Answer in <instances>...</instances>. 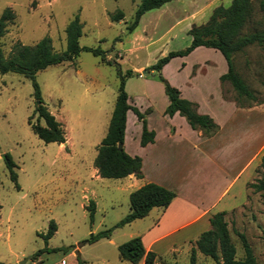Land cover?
Instances as JSON below:
<instances>
[{"label":"rangeland","instance_id":"374dc122","mask_svg":"<svg viewBox=\"0 0 264 264\" xmlns=\"http://www.w3.org/2000/svg\"><path fill=\"white\" fill-rule=\"evenodd\" d=\"M136 2L0 0V12L9 7L14 13L0 38L4 54L15 41L32 44L45 35L50 37L53 49L60 51L64 47V27L77 14L81 23L78 44L98 46L110 61L102 63L89 51L81 50L73 60L49 65L35 73L45 106L62 126L64 143H45L32 132L27 122L29 116L30 123L36 118L32 114L34 99L30 80L12 72L0 74V262L58 264L63 258L68 264L70 260L76 261L75 252L74 256L66 254L74 247L80 259H89L86 264H102L100 258L118 262L116 247L106 238L93 243L81 242L89 232L112 227L128 211L123 179L92 174L95 147L105 133L114 102L117 68L122 73L136 68L133 75L125 78L124 90L135 106L141 105L143 117L149 99L153 101V108L158 109L161 97L165 98L162 84L153 71L144 69L167 51L188 45L190 35L186 26L204 23L215 6H226L229 0H208L193 18L190 11L194 3L170 0L145 11L133 30L127 32ZM116 9L122 11L123 17L112 21L108 14ZM132 34H140L142 39L137 37L131 41ZM143 39L146 40L142 42ZM200 48L186 59L171 57L160 74L174 87H180L184 94L203 96L206 91V99L208 87L212 90L213 76L221 68L222 56L216 50ZM203 60L207 62L201 63L198 69L192 66ZM234 63L237 73L260 101L250 106L264 104V59L260 50L248 46L235 55ZM223 86L233 99L235 92L231 85L224 81ZM129 131H132L130 126L126 148L133 151L138 142ZM263 133H259V138ZM4 153L15 163L17 187L4 165ZM258 175L254 173L251 181ZM89 200L94 203L91 222L85 208ZM49 220L55 223V232L45 242L41 234ZM225 221L236 257L243 255V250L235 231L244 234L257 264H264V205L259 193L248 187L246 202L230 211ZM125 231L127 229L115 227L110 233L115 242H122L127 239ZM44 247L61 249L42 252L40 261L29 258ZM196 254V264H216ZM188 256L189 251L183 250L175 263L188 264Z\"/></svg>","mask_w":264,"mask_h":264},{"label":"trees","instance_id":"16d2710c","mask_svg":"<svg viewBox=\"0 0 264 264\" xmlns=\"http://www.w3.org/2000/svg\"><path fill=\"white\" fill-rule=\"evenodd\" d=\"M170 0H137L131 21L126 26L127 32H131L136 26L140 16L147 10L157 8ZM112 21L120 20L123 17L121 10L116 9L108 14ZM14 18V13L9 7H4L0 12V38L5 32L6 25ZM190 35L188 45L178 50L167 51L154 63L148 65L144 71L151 70L161 82L163 92L168 103L164 113L172 115L177 112L183 116L188 125L193 129H200L203 134L213 133L217 125L207 114H200L196 111V103L182 98L176 87L171 85L161 74L160 69L171 57L188 54L196 46L210 47L218 50L226 63V71L219 75V81H227L234 90L233 101L238 106H250L252 102L260 101L254 96L253 91L246 85L243 79L235 70L234 57L244 51L248 46L257 47L264 59V0H229L226 6H215L207 20L202 24H192L187 30ZM64 47L55 51L51 45L50 37L45 35L32 44H24L19 41L13 42L7 54H4L0 43V74L12 72L28 78L31 82L32 97L34 106L32 114L36 118L33 123L29 122L32 132L43 142L64 141V132L60 122L48 111L39 91L34 76L38 70L49 65L59 64L63 61L73 60L79 51H89L97 56L102 63L109 64L102 49L91 46H80L78 37L81 34V23L78 15L74 14L64 27ZM131 69L123 73L117 68L118 83L114 97L113 106L107 122L104 135L95 147L93 167L99 177L121 178L128 174L141 177L140 158L137 155H129L122 148L125 112L132 110L141 123L139 144L141 146L153 139V131L148 130L145 125L143 113L135 106L127 103V95L124 90L125 78L133 75ZM39 120L42 123H39ZM120 144V148H117ZM4 165L8 170L9 177L16 184L15 163L7 154H3ZM255 173L259 175L247 184L254 192H258L261 203L264 205V154L260 156ZM175 193L173 190L153 182H146L128 193V211L117 220L112 227L102 229L98 232H89L82 243H92L99 238L108 237L112 228L120 227L135 218H141L147 214L152 207H165ZM89 222L92 220L94 203L88 201L85 206ZM224 211L212 214L208 218L209 228L202 231L189 249L188 264H196L195 251L209 257L216 264H256L255 256L247 242L244 234L236 232L240 240L243 255L236 257L235 247L230 239L227 223L224 220ZM55 231V223L49 220L44 233L41 234L46 240ZM61 248L44 247L33 252L29 258L34 259L42 252L55 251ZM120 259L142 264H154L155 254L146 251L139 236H133L119 243L116 246ZM76 264H84L75 251ZM0 264H5L0 262Z\"/></svg>","mask_w":264,"mask_h":264},{"label":"crops","instance_id":"0c3cea01","mask_svg":"<svg viewBox=\"0 0 264 264\" xmlns=\"http://www.w3.org/2000/svg\"><path fill=\"white\" fill-rule=\"evenodd\" d=\"M190 1L194 3L190 18L195 17L194 13L208 3V0L199 3L198 0ZM189 26H186V30ZM137 37L139 38L140 34H132L130 40ZM145 40L143 39L142 42ZM200 47H194L188 54L182 56V59H186L190 53L201 49ZM207 48L213 52L216 50ZM205 62L207 60L194 62L192 66L196 65L198 69L200 64ZM182 65L185 63L183 62ZM165 66L162 65L160 72H163ZM220 67L213 76L212 90L208 87L206 99V91L203 96L199 94L193 97L192 93L184 94L180 87H177L180 97L196 103V111L207 114L217 125L216 130L211 134L205 135L200 129L191 128L184 117L177 112L172 115L165 114L164 109L168 100L164 92L165 98L161 97L158 109L153 108L152 99L146 103L144 119L146 128L153 131L151 142L143 146L139 144L141 123L132 110L127 109L125 112L122 148L131 156H139L141 162V177L138 178L133 174L121 177L127 190V197L131 190L146 182H153L175 193L165 207H152L143 217L135 218L119 227V229H127L124 233L127 239L139 236L143 248L155 254L154 264H176L181 252L189 251L193 240L209 228L208 218L212 214L224 211L225 220V216L230 211L244 204L248 195L247 184L255 173L254 168L260 156L264 154V133L259 138V133L264 131V104L236 105L233 99L228 97L229 91L224 90L226 87L223 86L224 81H219V75L226 71L223 57L222 60L220 59ZM135 70L136 68H133L132 71L136 72ZM126 95L127 103L135 106L127 93ZM135 107L142 112L141 105ZM129 126L132 129L129 131L132 132V138L138 142L137 149L133 151H127L126 148ZM92 174L94 177H99L95 168L92 169ZM102 238H106L114 247L121 243L115 242L111 233L108 237ZM75 251L77 250L74 247L66 254L74 256ZM196 253L200 252L195 251V259H197ZM40 256H36L35 259L40 261ZM117 259L118 262L115 263L100 258L102 264H142L141 260L137 263L122 260L118 253ZM82 260L86 264L89 259L83 257ZM58 264L67 263L60 258ZM68 264H76V261L70 260Z\"/></svg>","mask_w":264,"mask_h":264},{"label":"water","instance_id":"95a60500","mask_svg":"<svg viewBox=\"0 0 264 264\" xmlns=\"http://www.w3.org/2000/svg\"><path fill=\"white\" fill-rule=\"evenodd\" d=\"M62 143H64V142H62ZM117 148H120V144H117ZM23 261H21L20 263H22Z\"/></svg>","mask_w":264,"mask_h":264}]
</instances>
